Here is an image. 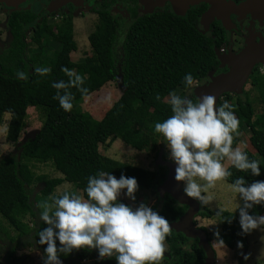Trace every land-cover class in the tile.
<instances>
[{
	"label": "trees",
	"instance_id": "1",
	"mask_svg": "<svg viewBox=\"0 0 264 264\" xmlns=\"http://www.w3.org/2000/svg\"><path fill=\"white\" fill-rule=\"evenodd\" d=\"M196 21L191 14L181 17L157 11L122 27L103 14L89 36L92 55L75 62L72 54L78 45L72 20L55 23V29L49 33V26L37 24L36 17L29 13L16 12L9 18L13 39L0 53V128L9 113L6 135L17 148L12 154L0 157V217L8 224L5 228L0 218V244L7 249L5 264L24 262L25 257L18 253L26 249L27 242L37 246L43 256L44 245L35 243L38 239L35 233L45 226L39 218L40 212L63 183L72 184L85 198L83 189L87 177L98 170L110 172L117 178L121 173L135 177L138 186L148 190L157 189L163 183L167 175L165 166L151 170L124 163L108 157L102 147H110L119 139L137 151L147 150L158 157L163 142H159L162 137L153 127L172 114L167 103L169 92L187 95L195 102L196 95L187 93L182 84L184 74L191 73L198 84L208 78L210 71L218 73L223 69L216 54L221 45L199 31ZM52 47H56L54 55L47 56ZM37 67H48L50 71L40 76L34 72ZM62 67L85 77L82 87L87 89L84 94L75 87L68 90L73 95V107L69 112H64L53 99L56 90L51 87L53 81L68 80ZM259 67L254 69L246 84L257 92V98L251 97L245 86L242 94L226 93L219 102L227 100L235 105L238 132L244 128L251 131L250 148L243 151L250 160L258 162L261 170L259 176H253L228 166L232 174L224 180L230 184L237 177H244L246 184L264 180V73ZM17 70L25 72L28 79L17 78ZM116 80L121 81L124 92L101 119H94L77 107L83 98ZM257 99L262 106L259 112L254 105ZM30 107L39 108L45 119L39 132L24 141L23 130ZM239 142L240 139L235 138L232 147H237ZM33 162H51L62 176H37ZM152 208L169 223L178 221L187 210V206L178 204L170 195L162 201L158 199ZM216 211L201 205L199 216L215 218L221 226L212 234L202 229L207 232L210 244L218 239L233 249L236 241L247 238L249 233L240 234L238 211L224 210L220 215ZM248 211L252 215H264V204L254 205ZM165 243L167 251L162 264H205L206 254L198 240L170 229ZM60 259L67 263L77 260L116 264L114 258L98 260L94 249L74 250Z\"/></svg>",
	"mask_w": 264,
	"mask_h": 264
},
{
	"label": "clouds",
	"instance_id": "2",
	"mask_svg": "<svg viewBox=\"0 0 264 264\" xmlns=\"http://www.w3.org/2000/svg\"><path fill=\"white\" fill-rule=\"evenodd\" d=\"M49 71L48 67L34 69L40 76ZM61 71L68 80L51 83L56 90L53 99L64 112H69L73 107V95L68 90L75 87L84 94L87 91L82 87L85 77L68 68L62 67ZM16 76L28 79L21 70H17ZM182 84L191 92L196 81L191 73H185ZM168 96L172 114L156 122L153 131L162 137L159 142H164L167 158L175 165L173 178L183 182V192L188 197L201 205L208 204L209 199L202 191L232 174L222 163L224 160L236 170L260 175L258 162L250 160L241 147H232V134H238L239 126L234 104L227 100L216 104V98L208 94L195 102L187 95L174 92H169ZM137 189L135 177L121 173L117 178L110 172L98 170L87 177L83 189L86 198L68 191L51 195V203H44L39 217L45 226L35 233L38 237L35 243L44 245L42 264H62L61 256L79 249H94L98 260L114 258L116 264H162L167 251L165 239L170 232L169 221L144 202L133 207L119 199L123 196L135 201ZM232 190L239 197L236 209L240 234L257 228L264 230V215H252L248 211L254 205L264 204V180L246 184L244 177H237ZM223 211L218 208L216 214ZM220 242L223 244L222 240ZM217 262L216 259L215 264Z\"/></svg>",
	"mask_w": 264,
	"mask_h": 264
},
{
	"label": "rangeland",
	"instance_id": "3",
	"mask_svg": "<svg viewBox=\"0 0 264 264\" xmlns=\"http://www.w3.org/2000/svg\"><path fill=\"white\" fill-rule=\"evenodd\" d=\"M0 48L1 45H4L5 48L8 46V43L11 41V34L9 30H7L8 22L6 17H0ZM94 31V24L90 21L84 20H76L75 29H74V38L78 45V49L76 52L72 54V59L75 62L81 61L86 56L92 55V48L89 42V36ZM2 50H0L1 52ZM55 53V48L47 53V56L52 57ZM201 85H194L192 90L200 87ZM191 90V92H192ZM246 90L249 91L250 96L257 98V92L254 91L251 86L247 85ZM124 92V87L122 86L119 80L114 82L107 83L101 90L96 91L82 99L77 103V107L85 112L87 115L94 119H101L106 111L111 108V106L120 98L122 93ZM190 93V92H187ZM256 107V111H261V104L258 99L254 102ZM39 109V108H38ZM36 107H30L25 119V127L23 130L22 139H27L29 137L34 136L39 132L40 127L43 124L45 116L43 117L42 111L38 110ZM4 123L0 128V157L12 154L17 145L8 141L7 139V127L10 119V114L6 113L4 118ZM264 126V124H263ZM233 133V140L235 138H239V147L242 150L249 149V137L251 135V131L248 128L242 129L240 132ZM163 146V157L167 160V150L165 144ZM102 152L106 154L108 157L113 158L115 160H119L122 162H128L138 167L146 168V169H155L156 167V159L155 155L144 151H137L130 146H127L124 142L117 139L110 147L103 146ZM224 166L228 167L229 164L227 160L224 161ZM34 171L37 176H49V177H60L62 174L59 171H56L51 162L49 163H32ZM198 183H203L202 181H198ZM64 191H68L69 193L77 192L82 195V191L76 190L72 184L65 182L60 187L56 188L52 195H60L63 194ZM202 195L209 199L208 204L206 205L208 208L212 210H218V208H222L223 210L230 211L235 213L238 211L236 209L239 203L238 194L232 190V184L227 181L218 180L215 182L214 186L211 188H207L202 191ZM136 200L129 201L126 197L121 196L119 199L126 201L131 204L133 207L138 205L140 202H144L151 207L155 205L158 201V194L156 189L148 190L138 186V189L135 193ZM51 203V201H50ZM236 209V210H235ZM1 222H4V227L8 228L7 222H5L2 217ZM197 227L206 228L211 234L218 232L220 230V223L215 218H202L198 217L195 221ZM238 242L240 245L238 247ZM211 246L216 253L217 264H264V230L257 228L253 229L249 232L247 238H240L236 241L233 249L226 247L224 244L220 242L218 239H214L211 242ZM32 254L34 255L32 264L40 263L41 257L39 254L35 253L33 250H21L20 254ZM5 254V247L0 244V264L2 263L3 255ZM247 257V259H245ZM92 264L89 262L82 261H73L71 264Z\"/></svg>",
	"mask_w": 264,
	"mask_h": 264
},
{
	"label": "flooded vegetation",
	"instance_id": "4",
	"mask_svg": "<svg viewBox=\"0 0 264 264\" xmlns=\"http://www.w3.org/2000/svg\"><path fill=\"white\" fill-rule=\"evenodd\" d=\"M191 1L175 0L173 3L172 0H0V17H6L8 22L14 13L26 12L36 17L37 24L49 26L47 32L50 33L55 29L57 22L72 20L75 29L76 20L90 21L94 24L95 29L99 18L104 14L108 15L114 24L127 27L140 16L153 14L157 11H168L181 17H188L191 14L197 20L198 30L215 39L217 44L221 45L219 50L224 55L238 54L249 43H258L264 39V0H220L223 5L219 14L223 16L226 23L222 18L217 17L212 21L202 23L205 14L211 10L213 5L204 0H193L197 3ZM33 26L29 27L30 31ZM7 30L10 32L9 25ZM30 38L31 36L28 35V40ZM12 39L11 34L8 46L5 48L4 45H1L0 50H6ZM257 66L261 67L264 64ZM222 68H220L222 71L220 70L216 74L228 71L227 66ZM208 82L209 77L198 84L204 85ZM192 93H194L193 90ZM25 250H33L42 257L38 247L33 243L27 242L26 249L23 251ZM20 251L18 255L25 257V261L21 264L31 262L35 257L32 254H20ZM6 252L5 247V254L1 260L3 264H5ZM61 261H64V264H71L63 259Z\"/></svg>",
	"mask_w": 264,
	"mask_h": 264
},
{
	"label": "water",
	"instance_id": "5",
	"mask_svg": "<svg viewBox=\"0 0 264 264\" xmlns=\"http://www.w3.org/2000/svg\"><path fill=\"white\" fill-rule=\"evenodd\" d=\"M210 2L213 6L205 14L202 23L212 21L214 18L225 19L220 13L223 3L214 0H204ZM174 3L175 0H172ZM194 2L193 0L191 1ZM207 26V23L205 24ZM217 57L222 67L227 66L228 71L216 74V71H210L208 74L209 82L195 88L193 91L197 99L205 94L214 96L215 103L219 104L220 100L226 93L240 95L244 92L245 86L258 64H264V39L258 43H249L248 46L238 54L224 55L220 50H216ZM121 82V81H120ZM25 141V140H24ZM164 143V142H163ZM165 166L167 175L165 180L156 189L160 201L164 200L166 195H170L176 202L182 206H187V210L178 221L169 223L170 229L175 232L184 234L187 238L198 240V244L203 248L206 259L205 264L216 263V253L212 248L207 232L197 227L195 221L201 212V204L194 198L188 197L183 192V182L174 180L175 165L172 161L164 159L163 150L159 152L156 159V166ZM65 262L62 261V264Z\"/></svg>",
	"mask_w": 264,
	"mask_h": 264
},
{
	"label": "built area",
	"instance_id": "6",
	"mask_svg": "<svg viewBox=\"0 0 264 264\" xmlns=\"http://www.w3.org/2000/svg\"><path fill=\"white\" fill-rule=\"evenodd\" d=\"M260 71L264 73V66L260 67Z\"/></svg>",
	"mask_w": 264,
	"mask_h": 264
},
{
	"label": "crops",
	"instance_id": "7",
	"mask_svg": "<svg viewBox=\"0 0 264 264\" xmlns=\"http://www.w3.org/2000/svg\"><path fill=\"white\" fill-rule=\"evenodd\" d=\"M37 47H38V46H37ZM54 48L56 49V47H52V49H51V50H53ZM34 50H35V48H34Z\"/></svg>",
	"mask_w": 264,
	"mask_h": 264
}]
</instances>
